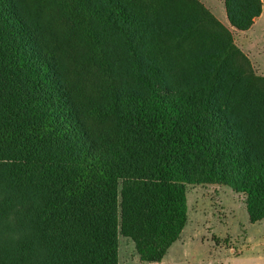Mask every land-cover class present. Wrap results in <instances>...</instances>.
Instances as JSON below:
<instances>
[{
    "label": "trees",
    "instance_id": "1",
    "mask_svg": "<svg viewBox=\"0 0 264 264\" xmlns=\"http://www.w3.org/2000/svg\"><path fill=\"white\" fill-rule=\"evenodd\" d=\"M204 184L264 219V75L200 0H0V264L158 262Z\"/></svg>",
    "mask_w": 264,
    "mask_h": 264
},
{
    "label": "rangeland",
    "instance_id": "2",
    "mask_svg": "<svg viewBox=\"0 0 264 264\" xmlns=\"http://www.w3.org/2000/svg\"><path fill=\"white\" fill-rule=\"evenodd\" d=\"M187 200V224L163 261H141L132 240L119 236V264H264V219L249 221L241 194L188 185Z\"/></svg>",
    "mask_w": 264,
    "mask_h": 264
},
{
    "label": "crops",
    "instance_id": "3",
    "mask_svg": "<svg viewBox=\"0 0 264 264\" xmlns=\"http://www.w3.org/2000/svg\"><path fill=\"white\" fill-rule=\"evenodd\" d=\"M200 1L232 32L235 44L247 55L255 71L264 75V0H261L260 14L246 30H237L229 24L223 0ZM166 254L158 262L163 261Z\"/></svg>",
    "mask_w": 264,
    "mask_h": 264
}]
</instances>
